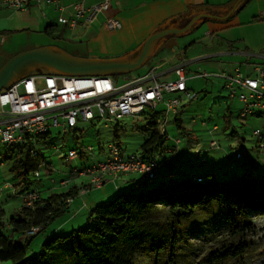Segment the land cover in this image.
<instances>
[{
    "label": "trees",
    "instance_id": "1",
    "mask_svg": "<svg viewBox=\"0 0 264 264\" xmlns=\"http://www.w3.org/2000/svg\"><path fill=\"white\" fill-rule=\"evenodd\" d=\"M50 25L46 24L43 31L47 32ZM111 77L118 82L116 75ZM197 95L196 92L195 97ZM146 112L143 130L151 133L139 146V154L144 159H153L150 155L154 149L165 154L156 159L155 177L147 180L138 177L127 189L95 205L84 225L68 232L50 231L35 251L28 249L33 237L46 231L54 219L67 212L65 199L72 191L52 193L45 198L39 195L31 207L22 204L15 215L7 218L5 231H2L4 211L0 207V264H141L142 255H147L149 264H174L175 252L189 239L183 235L184 223L203 215L204 218H200L202 226L195 230H200L206 246L195 264H223L230 259L243 258L250 248V236L259 230L251 214L264 213V171H248L254 166L249 161L239 172L229 168L226 173H221L224 174L221 180L217 179L214 170L206 175L192 174L175 180L173 168L180 169L184 165L182 161L172 163L178 148L173 149L172 142L165 144L166 133L158 130L162 111ZM253 114L260 116L257 112ZM174 116L175 126L182 130L180 110ZM255 130L260 131V136L256 135L257 141L262 140L263 129ZM117 131L118 123L114 125L115 134ZM50 134L49 129L27 136L22 144H2L5 146L4 159L11 162L9 170L15 178H20L19 182L10 183L14 191L18 188L23 189V195L29 190L38 193L30 186L32 180L29 177L37 178L34 172L40 158L46 162L39 146L51 144ZM33 149L36 150L34 156L31 154ZM200 153H188L187 156ZM236 153L242 156L236 157ZM243 156L241 151L234 154L237 160ZM204 162L205 158L201 156L198 164ZM162 164L168 165L163 173L158 172ZM35 226L38 230L26 235L27 230Z\"/></svg>",
    "mask_w": 264,
    "mask_h": 264
},
{
    "label": "rangeland",
    "instance_id": "2",
    "mask_svg": "<svg viewBox=\"0 0 264 264\" xmlns=\"http://www.w3.org/2000/svg\"><path fill=\"white\" fill-rule=\"evenodd\" d=\"M204 1L222 2L224 0ZM258 9H264V0H250L244 13L238 18L240 24L232 27L229 31L219 32L214 36L207 35L205 33L207 27L202 24L196 29L195 33L180 39V42L189 43L185 50H183V46L186 44H182L180 47L174 46L160 51V54L167 52L169 49L173 51L179 49L181 51L180 59L183 62L189 61L188 71L186 72L188 90L191 94L198 93L197 97L192 100L186 98L179 108L180 121L184 132L175 126L172 114L167 119L166 129L168 137L171 139H167L165 144L167 142L173 143L175 138H180L181 141L172 156V163L180 161L184 163L180 169L173 168L176 173L173 178L175 180L184 179L185 176L192 174L206 175L208 172H213V170L217 173V179L221 180L222 175H224H221V173H226L229 168H235L239 172L245 168L246 163H250L249 160H254L255 165L249 168L248 171L253 173L256 170L264 171V168L257 169L258 166L264 165V140L257 141V136L253 134L255 129H263L264 133L262 117L254 114H249L246 118L238 116L243 108V103L237 97L231 98L229 90L223 86L224 77L228 74H234L237 67L240 68L242 73H246L249 70L248 63L260 61L256 55L264 52V18L259 17ZM253 16L255 19H252ZM52 23L50 31L45 33L43 31L44 24L39 26L30 24L25 29L13 30L7 27L8 22L5 21L3 29L0 30V60L48 43H53L68 52L85 50V42L66 39V33L70 32L65 31L62 37H56L62 29V25L54 23V21ZM112 32L113 34L116 33L115 31ZM100 33L103 36L110 35L102 30ZM178 59L175 58L173 61L179 62ZM117 76L119 81H124L121 74H117ZM162 108L163 104L159 103L156 105L155 110H161ZM146 111L148 110H144L138 118L128 116L122 120L112 122L104 120L91 123L78 122L76 131L64 134L59 132L57 127H51L49 137V143L51 144L48 147L39 146L41 147L40 150L43 151L48 164L47 168H50L51 173H47L45 165L40 166L39 177L34 178L30 175L29 178L32 180L30 186L40 189L42 197L45 198L52 193L67 192L81 182H88L89 175H72L71 168L74 166L80 168L104 159L108 154L107 144L113 141L119 142L121 151L127 155L139 153L141 151L139 146L151 133L143 130L146 123L144 119ZM116 123H118V131L115 134L114 125ZM214 125L217 126V129H212ZM213 140L217 144L216 148H210L209 146L210 141ZM189 141L197 143L189 148ZM262 142L263 144H261ZM88 145L94 149L93 152L88 155H77L73 160H66L65 155L69 150H79V148H85ZM196 147L201 152L200 155L187 156L188 153H195L194 148ZM4 148L5 146L0 144V186L5 182L16 183L20 181V178H15L9 170L11 162L4 159L2 154ZM237 151L244 154L241 160L234 158ZM154 156L159 160L165 154L156 152ZM201 156L205 158V162L200 165L198 162ZM212 163L214 168L211 166ZM166 168H168V165L162 164L158 172H163ZM136 175L137 178L140 176V174ZM36 179H39V181L35 182ZM63 180L65 181L64 185L60 183ZM106 184L103 186L105 187ZM22 190L17 188L15 192L13 187H10L4 188L0 192V207L4 211L2 231L8 228L5 223L7 218L15 215L24 203L22 197L24 192ZM38 194L40 195V193ZM202 217L204 218V215L200 218ZM63 218L57 217L48 226L52 227L57 223L59 224ZM194 218L188 219L184 223V226H186L183 228V235L189 237V239L175 252L174 264H195V261L205 249L206 242L202 233L200 230H195L202 226V220ZM251 219L259 230L256 234L250 236V248L242 259H230L223 264H264V213L253 212ZM86 221L87 219H84L82 223L78 224L72 220L59 231L68 232L71 230L70 228L74 229L84 225ZM45 235V232L36 234L28 249L37 250ZM146 256H140L141 264H149Z\"/></svg>",
    "mask_w": 264,
    "mask_h": 264
},
{
    "label": "built area",
    "instance_id": "3",
    "mask_svg": "<svg viewBox=\"0 0 264 264\" xmlns=\"http://www.w3.org/2000/svg\"><path fill=\"white\" fill-rule=\"evenodd\" d=\"M29 0H1V4L13 11L26 9ZM39 6L56 0H33ZM60 13L57 22L68 27L78 24L81 17L86 16L93 21L97 15L109 12L111 0L84 5L77 2L72 5L65 14V7L56 5ZM259 17L264 18V9L259 12ZM104 27L107 30H118L122 27L121 21L107 15L104 19ZM255 76H245L240 72L224 77V87L229 90V95L237 97L243 108L239 116L246 118L249 114L259 113L264 127V77L260 67H256ZM175 77L165 82L156 80L154 71L151 69L146 74L125 80L115 81L107 75L74 76L60 73H32L21 77L0 90V144H22L27 136L43 133L51 127H57L59 132L68 133L75 131L78 122H94L104 120L107 122L119 121L125 117H139L144 110H155L156 105L163 104L161 117L158 121V130L166 133V123L170 114L178 112L182 102L187 98L192 100L195 94H191L186 86V75L183 66L174 68ZM177 94V95H175ZM167 95H172L168 97ZM94 124V123H93ZM214 127L213 129H215ZM254 135L260 136L259 130L253 131ZM181 143L180 138L173 140L174 148ZM210 148H216V142L210 141ZM117 142L107 144L108 154L91 165L80 168H71L72 175H89L90 178L84 186L80 187V193L88 188H98L107 177H115L119 174L138 173L141 180L155 177L157 161L144 159L139 153L125 154L121 151ZM91 146L71 149L65 155L66 160H73L77 155H88L93 152ZM198 152V150H195ZM31 154L36 155L33 149ZM236 153V157H241ZM48 165L43 159L38 160V169L34 172L38 177L39 167ZM62 185L65 181L60 182ZM12 185L5 182L0 186V192ZM23 197V204L31 207L39 197L36 190H29ZM73 196L65 199L68 205ZM38 227H31L26 235H32Z\"/></svg>",
    "mask_w": 264,
    "mask_h": 264
},
{
    "label": "crops",
    "instance_id": "4",
    "mask_svg": "<svg viewBox=\"0 0 264 264\" xmlns=\"http://www.w3.org/2000/svg\"><path fill=\"white\" fill-rule=\"evenodd\" d=\"M98 1L100 0H56V2L39 6L33 0H29L25 10L13 11L4 7L0 0V30L3 29L5 21L8 22L7 27L13 30L25 29L30 24L38 26L44 24V30L46 24L49 23L51 25L47 32H45L48 33L53 25V21L60 24L57 22V16L60 11L55 9L56 5L65 7V14H67V11L70 10L74 3L83 2L84 5H89ZM249 1L111 0L110 11L97 15L93 21H89L84 16L79 19L78 24L73 28L60 24L62 25V29L56 37L59 35L62 37L65 31L70 32L66 33V39L75 42H85V50L68 52L59 46L57 47L74 57L115 58L117 62L115 70L123 71V73L119 74L122 75L124 81L142 76L152 69L156 80L158 82H165L175 77L174 68L179 65L183 66L186 75L189 61L183 62L180 59L181 51L179 49L176 51L169 49L167 52L160 54L161 50L174 46L180 47L182 44H186L183 46V50H185L189 43L180 42V39L195 33L196 29L202 24L207 27L205 31L207 35L214 36L219 32L229 31L232 27L240 24L238 18L244 13ZM107 15H112L121 21L122 27L118 29V32H116L117 30H107L104 27V19ZM252 19H255L254 16ZM101 30L110 35L103 36L100 33ZM112 31L116 33L113 34ZM47 45L54 44L48 43L44 46ZM256 56L260 61L248 63L249 70L246 73H242L239 67L236 68L235 73L238 71L245 76H255V68L260 67L264 77V52ZM11 57L9 56L7 59L0 60V67ZM175 58H179L178 60L180 61H173ZM115 75L117 76V74ZM117 78L118 82H123V80L119 81L118 76ZM230 97L233 98V96ZM214 127L217 129L216 125ZM182 130L184 132V129ZM262 140H264V135L262 136ZM192 145L194 143L190 141L189 148H192ZM196 149L197 147L194 148V150ZM156 152L158 153V150L154 149L152 154H149L150 158H155L154 153ZM249 161L252 165H255L254 160ZM263 166H258V168H264ZM48 172L49 174L51 173L50 168H47ZM137 180L138 178L135 173L119 174L112 178H105L100 187L93 188L94 190L92 187L88 188L84 193H80L79 191L80 187L85 185L84 182H81L78 186L75 185L71 189L72 201L66 205L67 214L62 216L64 218L61 219L62 221L59 224L57 223L52 227L48 226L46 231H44L45 234H48L50 231L60 230L72 220L78 224L82 223L84 219H87L90 210L95 205L111 198L116 192L127 189ZM105 183L107 184L104 187ZM36 189L40 193V196H42L40 189Z\"/></svg>",
    "mask_w": 264,
    "mask_h": 264
},
{
    "label": "water",
    "instance_id": "5",
    "mask_svg": "<svg viewBox=\"0 0 264 264\" xmlns=\"http://www.w3.org/2000/svg\"><path fill=\"white\" fill-rule=\"evenodd\" d=\"M36 67L40 70H33ZM115 67H117L115 58L74 57L57 46L47 45L21 51L8 59L0 67V90L31 73H60L74 76H110L123 73L115 70Z\"/></svg>",
    "mask_w": 264,
    "mask_h": 264
},
{
    "label": "flooded vegetation",
    "instance_id": "6",
    "mask_svg": "<svg viewBox=\"0 0 264 264\" xmlns=\"http://www.w3.org/2000/svg\"><path fill=\"white\" fill-rule=\"evenodd\" d=\"M33 70H37V71H39L40 68H39V67H36V68H34ZM37 71H35V72H37Z\"/></svg>",
    "mask_w": 264,
    "mask_h": 264
},
{
    "label": "bare ground",
    "instance_id": "7",
    "mask_svg": "<svg viewBox=\"0 0 264 264\" xmlns=\"http://www.w3.org/2000/svg\"><path fill=\"white\" fill-rule=\"evenodd\" d=\"M153 160H155V159L153 158Z\"/></svg>",
    "mask_w": 264,
    "mask_h": 264
}]
</instances>
